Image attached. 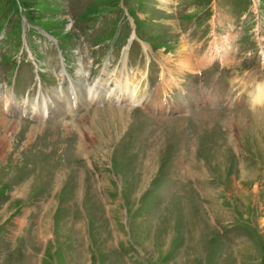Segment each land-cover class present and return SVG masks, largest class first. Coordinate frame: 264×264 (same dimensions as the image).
Returning a JSON list of instances; mask_svg holds the SVG:
<instances>
[{"label":"rangeland","instance_id":"obj_1","mask_svg":"<svg viewBox=\"0 0 264 264\" xmlns=\"http://www.w3.org/2000/svg\"><path fill=\"white\" fill-rule=\"evenodd\" d=\"M253 76L264 0H0V264H264Z\"/></svg>","mask_w":264,"mask_h":264},{"label":"bare ground","instance_id":"obj_2","mask_svg":"<svg viewBox=\"0 0 264 264\" xmlns=\"http://www.w3.org/2000/svg\"><path fill=\"white\" fill-rule=\"evenodd\" d=\"M186 66V65H185ZM257 79L253 76L251 78L250 82V87L254 91V99L253 101L256 102H261L264 101V82H256ZM248 82V81H247ZM96 83V82H95ZM96 85V84H95ZM101 85L96 86H87L83 85V83L79 82L76 83L74 80H71L70 87L66 90H60L54 93L53 100H49L48 102L53 104L51 105L54 107L56 110L57 115H61L66 112H70L73 107L78 108L81 104H91V103H100L104 101H113L115 103L119 102H130L131 104H139L140 101L138 99V95L136 92V87L133 85V83L129 80L126 79L123 83H120V87L117 92L114 94H110L108 96H105L104 94L101 93L100 91ZM70 99V101H68ZM62 105H59L61 103ZM47 100L44 98L41 100L42 103V109L41 113H39L40 117H46L48 114V108H47ZM50 103V104H51ZM37 110V108L35 109ZM39 112V110H37ZM84 146L83 139L81 138L80 140V149Z\"/></svg>","mask_w":264,"mask_h":264}]
</instances>
